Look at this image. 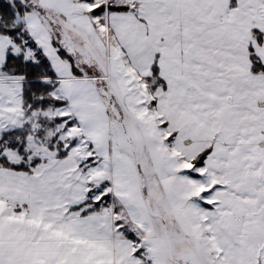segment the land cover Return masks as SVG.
<instances>
[{"label":"snow or ice","instance_id":"6c2138e0","mask_svg":"<svg viewBox=\"0 0 264 264\" xmlns=\"http://www.w3.org/2000/svg\"><path fill=\"white\" fill-rule=\"evenodd\" d=\"M0 264H264V0H0Z\"/></svg>","mask_w":264,"mask_h":264}]
</instances>
